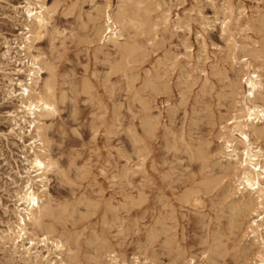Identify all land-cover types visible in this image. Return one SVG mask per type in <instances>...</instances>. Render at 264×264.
<instances>
[{
  "label": "rangeland",
  "instance_id": "374dc122",
  "mask_svg": "<svg viewBox=\"0 0 264 264\" xmlns=\"http://www.w3.org/2000/svg\"><path fill=\"white\" fill-rule=\"evenodd\" d=\"M22 1L23 0H0V54L4 50V47L2 45L3 36H8L9 38H11L12 36H14L17 33V28H19V26L21 28V26H22V24L20 25V22L23 20L11 19L12 16H14L13 10H11L12 9L11 6L16 5L17 3H20ZM47 1L49 2V4H54L56 2V0H54V1L53 0H47ZM74 1L75 0H61L60 3H58L57 9L55 11L56 13H55V15L53 17V21H52L53 26L55 27V29H54L55 31L49 33L48 35H46L47 37H44L43 39H41L38 42V47L40 48V50L42 48L41 51H43L47 55V57L49 59H51L52 62H54V63L56 62V64H55L56 65V69H55L56 70V76H55L56 87H57L58 92L60 91L59 96H61V97L63 96V100L59 104V107L61 106V108H59V110L62 109V111H59L55 116L51 117L49 119V121L47 122L49 124L48 138H49V141H51L50 145L52 144L50 146V153L55 158L57 157L59 164L62 167L61 168L62 173H61L60 177L53 175L51 177L52 178L51 182H50L51 185H49L51 194L54 198V206L57 210V219L58 220L57 219L54 220L56 231L58 233L67 234V236L70 235V236H68L69 240H70L72 245H75V246H73L75 248V254L77 256V260L80 263L82 262L81 264H95V263L98 264L100 262V260L97 258L100 253L95 252L98 250L95 248H99L98 246H99V243H101V240L98 242H97V240H98V237L100 238L101 236H102L101 239L105 238L104 236H107L106 238L109 239V241H111L112 243H114L117 246L119 245L118 248L123 253H125L126 256H128L127 258L131 257L134 253H139L140 255L142 254L141 257L148 255L149 257L152 258V260L155 259L154 262L156 264H175V262H176V264H187V260L189 259V257L192 254H195L194 256H195L196 260L199 262V255L201 254V251H203L205 249L204 247H208V246H210L214 249V253H213L214 262H213V264H237L239 261H241L243 259V254L241 253V249L244 246L245 241L240 242V238L243 234L242 233L243 225H241L239 228L234 230L235 236L233 234H231L229 231V223H228L229 215L227 217V215H226L227 211H225L224 213H222V211H220V209L224 205H221L219 203L221 200L220 197H215L219 193H221V191H219L221 189V187L218 186L216 190L214 188L213 192H212V190H210V191L204 190V187H202L201 184H199L204 179V177L206 176V175H202V174L200 175L199 172L202 169L204 170V168H207L205 166H210L209 168L206 169V171H203L204 173L201 171L203 174H206V172L209 173V171L211 170V165L214 164L216 159H217L216 157H213L214 155H212V154L214 153L213 151L216 148V146L218 145V141H217L218 122L220 121V117H221L220 114H222L223 112L225 113V110H227L226 107L227 106L229 107V105H230V103H229L230 99H228V98L225 99V98H222L221 96L219 98V94L220 95L224 94L225 90H226V92H229V88H227L225 86H224L225 87L224 88L223 85L224 84L226 85V84H228L229 81L234 80V77H233L234 71H232L229 61H226L224 63V60L222 59L224 57V55L219 54V50L216 48V46H220V47L225 46L224 44L226 43L225 39L222 37L221 29H220L221 28V21L223 20V18L225 16V14L222 12V9H221V6H222L221 2L222 1L221 0H197V1H195V0H171V2H168L169 0H166L169 3V6L171 7L172 16H174V18L177 16V14L184 17L187 14L192 15L194 13L193 21L191 22L192 31L190 34L184 33L182 31H179L176 33L172 32V31H169V32L167 31L161 35V37L163 36L162 37L163 41H162V39H159L158 43L155 44V46L152 49H149L150 55H148L145 58H137V60H139V61H136V59H135L136 62L134 60H132L128 66H129V68H132V67L134 68V70L130 71L132 73L133 79H134V77H136L134 79L135 80L134 84H133V80H132V82H128L127 79L123 76L122 72H119L122 75L121 76V75H119L118 72L113 73V71H111V69H110L111 64L115 63L116 59H117V62L119 60V58L114 57L115 54H113L112 56L109 57L110 60L107 63V61H105V59L107 60L105 55L102 53L99 54L97 52L96 49L98 46L97 45L98 42L96 41V38L91 35V28H92L91 24L92 23L90 22V24H87V23H89L88 16L86 18V14L88 15L89 12L93 11L92 10V7H93L92 1L91 0H77L78 2L76 1L75 5L77 3L76 7L79 6V8L78 7L74 8V5L72 6ZM259 1H256V0H233V3L235 6L236 5H244L245 8L248 9V15L253 16V17H255V19H257L259 17V15L261 16V12H263V10H264V0H261L260 2ZM95 3H98V6L103 8L104 7L103 5L105 2L103 0H95ZM116 4H117V0H113L112 1L113 8H115ZM217 4H218V6H217ZM252 6H253V9H252ZM70 8H72V9H70ZM191 8H192V10H191ZM66 9L68 12L66 11ZM76 9H78V11ZM193 10L196 12V14H195V12H193ZM139 12L142 13L141 10ZM66 13H68V14H66ZM79 19H80V21H79ZM83 19H84V21H86L84 24L81 23V22H83ZM204 19H207V20H204ZM200 20L202 22L207 21L205 23V25L208 24L207 25L208 27H206L205 30H203V28L200 27V23H201ZM209 23H211V24H209ZM254 24H255L254 25L255 29L253 32L251 31L249 35H251L253 39L255 38L256 41H259L260 45H262V44L264 45V28H260V25L258 22H255ZM81 25H82V27H81ZM87 25H91V26L88 27ZM83 27L86 28L87 30L84 29ZM258 27H259V29H257ZM58 31L61 33V34L59 33L60 35L58 34ZM86 31L87 32L90 31V32L87 33ZM198 34L203 35V37L205 39V43H206L207 48H208V55L210 58H212L205 65V68L209 72L210 82L212 83V81H213V83L211 85L212 87L210 86L211 88L208 90V93L207 92L203 93V91H202L203 82L202 81H204V78L203 77H201L200 79L197 78L196 84L191 89L192 92L187 93L190 91L189 90L190 88L184 90L183 89L184 85L179 84V82H178L179 72H175V73L168 72V74L166 76L164 68L159 66V60L164 59V55H165L164 53L170 47L172 48L173 51L175 50L174 52L180 51L181 53H183L184 48L181 45L183 40H185L188 45L193 46V49H194L193 53H194V55H197L198 50L200 48L199 41L201 40L200 38L197 37ZM239 36L240 35H238L237 38H239ZM92 37L94 38V40ZM139 37L141 38V36H138V38ZM91 39H92V41H91ZM81 40H83V42ZM86 40L90 43H88ZM213 44H216V45L213 46ZM176 46H177V48H176ZM108 49L111 53H113L112 48H108ZM51 50H52V52H51ZM84 50H86V51H84ZM263 51H264V48H263ZM93 56H96L98 59L96 57H93ZM93 58H95V60ZM101 58H103L104 60ZM56 59H58V60H56ZM3 61H4L3 58L0 56V65L2 64ZM216 62H218V64L221 67L225 66L228 69V75H229L228 79H224L221 74H219V75L217 74V77L212 76L216 73H213L215 71L211 70V65H213ZM104 63L106 65H104ZM95 64H97V65H95ZM152 67H153V69H152ZM149 69L151 70L150 72H152L151 76L148 73ZM154 71H155V73H153ZM1 73L2 72L0 71V84L3 81ZM115 73L116 74L118 73V74L116 75ZM136 74H138V76ZM159 74H165V76L163 77V75L162 76L160 75L161 77L156 78L157 75H159ZM231 74H232V76H231ZM197 76H199V73L197 74ZM107 77H108V79H107ZM104 78H105V80H104ZM122 78L123 79L125 78V79L123 80ZM218 78H220V79H218ZM149 79L153 80V81L156 79V81H155L156 84H157V81L159 80L157 85L154 84L155 89H154V87H152V89L150 90V87L153 86V82L150 83ZM82 80L84 83H82ZM166 80H168L169 82L166 83ZM104 81H105V84H103ZM114 81H116V82H114ZM142 81H143V83H142ZM86 82H87V84H85ZM118 82H119V84H118ZM144 82L146 83L145 85H144ZM71 83L75 84V86L72 85ZM106 83H108V84H106ZM111 83H112V85H110ZM148 83H150V84H148ZM163 83L165 85L162 86ZM123 84H125V86ZM142 84L145 87H146V85H148V86L150 85L149 89L147 90L146 88H144V86ZM141 85H142V88H140ZM111 86H112V92H114V93L111 92V88H110ZM148 86H147V88H148ZM69 87H71V88H69ZM82 87L84 89H82ZM86 87H87V89H86ZM108 87H109V89H107ZM113 87L115 89H113ZM117 87L119 89H117ZM158 87L159 88L161 87L160 90L162 92H159ZM164 87H165V89H164ZM221 87H223V88L221 89ZM88 88H90V90H88ZM138 88L140 90L142 89L141 90L142 92ZM70 89H71V91H70ZM85 89H86V91H85ZM156 89L158 92L155 91ZM145 90H147L148 92ZM183 90L185 91L186 95H188V94L189 95L185 96V94H184L183 96H181L182 95L181 91L184 93ZM186 90H189V91H186ZM62 91H64V93L67 95L66 98H65L66 95H64L62 93ZM144 91L147 93H143ZM151 91H153L154 93L153 92L151 93ZM131 92H132V94H130ZM156 92H157V95L155 94ZM198 94H199V96H198ZM88 95H89V97H88ZM145 95H147V97H145ZM134 96H136V97H134ZM148 96H150L151 98ZM194 96H195V98H194ZM204 96H206V98H204ZM69 97H70V99L68 100ZM90 97H92V98H90ZM139 97H140V100L138 99ZM181 97H184L185 99L182 100L183 98H181ZM210 97L213 100H211ZM202 98H203V100H201ZM95 99H97L96 100L97 102L100 101L98 105H97V102L95 101ZM154 99H155V101H154ZM223 99H224V101H220ZM111 100H113V101H111ZM185 100H187V101H185ZM195 101H198L199 105L196 104ZM138 102L141 104H139ZM183 103H184V105H183ZM220 103H221V106L223 105L222 108L217 107V106L220 107ZM14 104L15 103L11 102V101H8V102L4 101L2 99V94L0 93V232L4 231L6 229V224H7L8 219L13 217L12 214L11 213L9 214L8 210L5 209L4 205L6 204L10 208L13 207V205H12L13 202L10 201L9 191L15 186L14 182H16V180H17V176H16L15 171L18 169L19 165L20 166L22 165L20 160L23 159V155H24L22 153L23 151L19 148L20 142L16 139V137L14 135L12 136L11 134H9L10 123L8 121L6 112L11 110L12 108H14V106H15ZM113 104L115 105V107ZM119 104L121 107L119 106ZM166 104H168V105H166ZM192 104L193 105L195 104V106H197V107L193 106ZM117 105L120 108L117 107ZM139 105H142V106H139ZM203 105H204V107H203ZM101 107H103L102 110H101ZM104 107H105V110H104ZM144 107H147L148 110ZM191 107H193V108H191ZM194 107L196 108L198 113L197 112L195 113ZM139 108H142V110H144V111H142ZM117 109H118V111H117ZM200 109L201 110L203 109V110L200 111ZM166 110H167V112H166ZM190 110L194 111V112H191ZM114 111L116 112L115 113L116 115L114 114ZM169 111H170V113H169ZM220 111H222V112H220ZM99 112H101V113L99 114ZM210 112H211V114H210ZM191 113L192 114H194V113L198 114V116H200V118L194 114L196 116L195 117ZM204 113H206V115L208 117L206 115H203ZM161 115H162V117H161ZM212 115L214 118L212 117ZM184 116H185V118H184ZM190 116H191V118H190ZM151 117H154V118L156 117L158 123L160 122L159 124L155 125V127H154L157 129L147 128L146 123L148 122V120ZM203 117H206V118L201 119ZM210 117H212V118H210ZM194 118H196V119L193 120V123H192V119H194ZM143 119H144V121H143ZM171 119H173V120H171ZM119 120H120V123H118ZM168 120H170V121H168ZM195 121H197L198 123L197 122L195 123ZM209 121H211V122H209ZM115 122H117V123H115ZM95 123H97V124H95ZM206 123H207V125H206ZM209 123L211 125H209ZM215 123H216V125L214 126ZM115 124L117 127L115 126ZM119 124H121L122 126ZM140 124H142V125H140ZM111 126H113V127L115 126V127L113 128ZM128 126H129V129L127 128ZM109 127L113 128V129H111ZM133 128H134V130H133ZM167 128L171 129L170 132H169V130H167ZM208 128L211 129L210 131H213V132L207 133V132H209ZM130 129H131L130 132H134V133L130 134L129 133ZM179 129H181V130L179 131ZM190 129H192V130L189 131ZM108 130H113V131L109 132ZM94 131H96V132L94 133ZM166 131H168V132L166 133ZM143 132H145V133H143ZM157 133L159 134L160 138H159ZM93 134H95V135H93ZM131 135L132 136L134 135V136L131 137ZM172 135L174 136V138ZM209 135H210V137H209ZM194 136H196V137H194ZM134 137L137 138V141H138L137 143H136V141L134 142V139H135ZM192 137H194L195 139H193ZM204 137H208V138H204ZM148 138H149V140H148ZM182 138H183V140H182ZM139 139L142 141H140ZM172 139H174V141L177 139L178 140L180 139V140H179V142L177 140V145H176L175 144L176 142L172 143V141H173ZM202 139H203V141H202ZM189 140H190V142H189ZM191 140H193V141H191ZM198 140H200L202 142H200V141L198 142ZM208 140L211 144L209 145V147L206 148L205 144L207 143ZM148 141H149V145H148ZM107 142L110 144H108ZM163 142H165V143H163ZM168 142H170V143H168ZM196 143H198L197 149L203 147V148H205L206 154L209 153L208 155H210V156H208V159H207L208 162H207V160L204 162H203V160H200V162L202 161L203 165L198 161V159H197L198 162H194V161L191 162L190 161L189 156H191V153L193 152V150H194V152H196V150H197V149H194V147L196 146L195 145ZM135 144H138L139 146L137 145V147H136ZM170 144L173 146H170V147L167 146ZM186 144H188V145L193 144L192 145L193 147H191V149L187 148L188 149L187 150L185 148V146L187 147ZM141 145H142V147H144V149H145L144 151L141 150V149H143L141 147ZM199 145H200V147H199ZM165 146H167L169 148H167ZM175 146H176V148H175ZM181 146H182V148H181ZM148 147H150V149ZM177 148H179L180 150H177ZM135 149L137 151L136 155L134 154V152H136ZM141 151H142V153L140 154ZM187 151H189V152H187ZM176 152H178V153H176ZM210 152H212V154ZM97 154H98V157H97ZM143 155L145 157H143ZM110 156H111V158H110ZM140 157H142V158H140ZM135 158L139 159V162L144 161L142 164V173L146 171L145 172L146 174L145 173L144 174L148 175V176H144V174L142 175L141 172L139 174V171H138V169H136V166H135L137 164L138 160H136ZM191 160H196V159L191 158ZM188 162L190 163L189 165H187ZM206 162L208 164H206ZM88 165H90V166H88ZM151 165H152V167H154L156 165L155 167L157 170L154 167V170H155L154 171L153 168L151 167ZM198 165L199 166L202 165L203 168L200 166L202 168L201 169ZM124 166H126L125 170L131 169L128 171V172H130L129 173L130 175L128 174L129 176L125 175V177H123L124 172H125V171H123ZM188 166H190V167H188ZM170 168H171V172L175 168L174 173L170 172ZM120 169H122V171ZM161 170H162V172H161ZM107 172H108V174H107ZM132 172H134L135 175ZM166 172H167V174H166ZM179 172H180V174H179ZM181 172L183 173V175ZM78 173H81V174L79 175ZM131 173L133 174V176ZM192 173L194 174V176ZM114 174H116V176L119 175L118 176L119 178L117 177V179H112L111 176H113ZM120 175H121V177H123L122 179L120 178ZM195 175H196V177H195ZM207 175H209V174H207ZM187 176L189 179H187ZM141 177H142V179H141ZM181 179H183V181ZM141 180H143V181L141 182ZM161 180H162L163 184L161 183ZM195 181H198L199 185L195 184V183H197ZM182 182H184V183H182ZM123 183H124V185H123ZM157 183H159V184L157 185ZM172 183L175 186L174 188H173ZM164 185H166V186H164ZM170 186H171V188H170ZM10 187H11V189H9ZM177 187L179 189H177ZM90 188H91V190L93 189V191H91ZM188 188L190 190H192V189L197 190L196 188L202 190L199 192V195L201 196L202 201L205 199L203 201V205H204L203 209H198V208L194 207L192 205V201L190 199L187 201L184 199V193L186 194L188 191H190ZM100 189H102V190H100ZM94 190H95V192H94ZM89 192H91V193H89ZM99 192L101 193V195L99 194ZM181 192L183 194H181ZM204 192H207L208 196L203 195ZM210 193H212V195L213 194L214 195L213 196L209 195ZM141 194H142V196H141ZM210 196L213 199V202H212V199H210ZM218 196H220V194ZM142 197H143V199H142L143 201L141 200ZM181 197L183 198V202H182ZM213 197H215V198H213ZM86 198H89V199L87 200ZM144 199H146L145 202H144ZM209 199L211 201H209ZM80 200H81V202H84V203L81 204ZM137 201H139V202H137ZM215 201H217L219 204H217V202H215ZM97 202H98V204H97ZM119 202H121V204ZM204 202H206V203H204ZM90 203H91V205H90ZM93 203H95V204H93ZM168 203H170V204H168ZM107 204H108V206H107ZM126 204H127V206H126ZM95 205L96 206L100 205L99 206L100 208L98 206L95 207ZM212 205H214V207H212ZM124 206H126V208ZM171 206H172V208H171ZM62 207H64V208L66 207L67 210L66 209H65L66 211L62 210ZM89 207H91V208H89ZM115 207H116V209H115ZM163 208L164 209L166 208V209L164 210ZM160 209H162V210H160ZM185 210H187V211H185ZM71 211H72V213H71ZM119 211H121V212L119 213ZM144 211H145V213H144ZM158 211H160V212L162 211L161 212L162 214L160 212L159 213L162 215L164 220L162 219L161 216H159ZM171 211H173V212L175 211L176 213H173V215H172ZM191 211H193V212H191ZM217 211H218V213H216ZM6 212H7V214H6ZM78 213L81 214V217L78 216L79 215ZM116 213L118 215H116ZM71 214L75 215V216L71 217L72 216ZM108 214L109 215L111 214V216H109ZM165 214L167 217L165 216ZM157 216H159V218ZM79 217L81 220H79ZM110 217H113V218H110ZM219 217H220V219H219ZM221 217H222V219H221ZM107 218H109V219H107ZM203 218H204V220H203ZM161 219L163 221L162 223L166 224L165 226H168L167 223H170V220L175 222V223L171 222L172 224L175 225V226L173 225L174 227L171 226V224H170L168 227L165 228V231L167 232V234L165 232H163V230H164L162 227L163 225H162V223H160ZM165 219L166 220L170 219V220L166 222ZM217 219L220 220L222 223L220 221H218ZM114 220H116V221H114ZM207 221H208V223H207ZM52 222H53V220H52ZM60 222H61V224H60ZM62 222H64V223H62ZM112 222L113 223L115 222V223L112 224ZM119 222H122V225H124L125 227L124 226L122 227L121 223H119ZM56 224H57L58 228L56 227ZM158 225H160L159 228H158ZM61 226H63V227L60 228ZM105 226L106 227L109 226L108 227L109 230L108 229L104 230L106 228ZM65 227H67V228H65ZM116 227H118V229ZM161 227L163 229L161 233H163V235L166 234L165 236L159 234L161 231ZM120 228L123 229V232ZM140 229H141V231H140ZM173 229H175V231ZM238 229H240V230H238ZM146 230L149 233H147ZM152 230L154 232L153 236H155L157 234L158 235L155 237L151 236L150 237L151 240H149L147 242L146 241V240H148L147 236H149V234L151 233ZM218 231H219V233H218ZM74 232H76V233H74ZM118 232H121V234L122 233H124V234L120 235V234H118ZM157 232H159V233H157ZM204 232H206V233H204ZM100 233H101V236H100ZM117 234L119 235V238H117L118 237ZM174 234H176V237L174 236ZM219 234L220 235L222 234V235L219 237L218 236ZM91 235H93V236H91ZM168 235H169V237H168ZM204 235H206L208 237H206ZM96 236H97V238H96ZM172 236H174L175 238H173ZM201 236L204 238H202ZM112 237H116V239H114ZM165 237H166V239H165ZM216 237L220 238L221 240L220 239L215 240ZM76 238H77V240H75ZM90 238H92V239H90ZM95 238L97 240H93ZM169 238L171 239L170 242L172 244L170 242H168L169 246H167L166 244H168V243H166V240L168 241ZM117 239H119V240H117ZM173 239H175V242H172ZM150 241H151V243H149ZM205 241H207V242H205ZM219 241H220V243H219ZM93 242L94 243L97 242L96 243L97 245H94ZM117 242H118V244H117ZM222 243H224V244H222ZM213 244H214V246H213ZM91 245H93V246H91ZM142 245H143L145 250L142 248ZM163 246H167V247L163 248ZM153 247H154V249H153ZM174 247H175V249H174ZM222 247H224V248H222ZM93 248H94V250H93ZM178 248H180L181 250ZM220 248H221V251H225V252L220 253V251H219V253H217L218 250H220ZM171 249L175 252H173ZM183 249L185 250V252H183ZM200 249H202V250H200ZM138 250H139V252H138ZM133 251H135V252L133 253ZM158 251H159V253H158ZM179 251L183 252L184 254L179 252ZM168 252H170V254H168ZM177 252L180 253L179 257L177 256L178 255ZM189 252H191V255ZM143 253H144V255H143ZM182 254H183V256H182ZM216 254H218L217 255L218 257L220 256L223 258H220V257L217 258ZM11 255L12 254L10 253V251L5 249L0 243V264H25V263H22V261H20V259L18 257H15L16 258L15 259V258H13L14 256L13 255L11 256ZM93 257H95L97 259H94ZM175 257H178L180 261L177 260L178 258L176 259ZM92 259H93V261H92ZM94 261H97V262H94ZM216 261H218V262H216ZM99 264H101V263H99Z\"/></svg>",
  "mask_w": 264,
  "mask_h": 264
},
{
  "label": "bare ground",
  "instance_id": "6f19581e",
  "mask_svg": "<svg viewBox=\"0 0 264 264\" xmlns=\"http://www.w3.org/2000/svg\"><path fill=\"white\" fill-rule=\"evenodd\" d=\"M60 1L61 0H56V2L54 4H49V2L47 0H23L22 2L11 6L12 7L11 10H13V14H14V16H12L11 19L23 20L20 22V25L22 24V26H21V28H20V26H19V28L16 27L17 33L12 37L10 36L11 38H9L8 36H3V38H2V40H3L2 45L4 47V50L2 51L0 56L3 58L4 61L0 65V71L2 72L1 74H2V78H3L2 79L3 81L0 84V93L2 94V99L4 101H7V102L11 101V102L15 103L14 108H12L11 110L6 112L8 121L10 123L9 134H11L12 136L14 135L16 137V139L20 142L19 148L23 151V152L22 151L21 152L24 155H23V159L20 160L22 165L21 166L19 165L18 169L15 171L16 176H17V180H16V182H14L15 186L12 189H11V187L9 188V189H11L9 191V194H10V201L13 202V204H12L13 207L10 208L6 204L4 205L5 209L8 210L9 214L11 213L13 217L8 219L7 224H6V229L4 231L0 232V243L5 249L10 251V253L14 256L13 258L18 257L20 259V261H22V263H25V264H81L82 263V262L80 263L77 260V256L75 254V248L73 247L75 245L71 244L69 237H68L70 235L67 236V234L58 233L56 231L54 220L57 219V210L54 206V198H53L51 191H50V188H49V185H51L50 184L51 179H52L51 177L53 175L60 177V175L62 173V171H61L62 167L59 164L57 157L55 158L50 153V146L52 144L50 145L51 141H49V138H48L49 124L47 122L49 121V119L51 117L55 116L59 111H62V109L59 110V108H61V106L59 107V104L63 100V96L62 97L59 96L60 91L58 92L57 87H56V81H55V76H56V70H55L56 65L55 64H56V62L55 63L52 62L51 59H49L47 57V55L43 51H41L42 48L40 50V48L38 47V42L41 39H43L44 37H47L46 35H48L49 33L55 31L54 30L55 27L53 26L52 21H53L54 15L56 13L55 11L57 9L58 3H60ZM76 1L77 0H75L72 4V6L74 5V8L77 5V3L75 5ZM91 1L93 3V7H92L93 11H91V12L88 11L89 13H88V15L86 14V18L88 16L89 23H87V24H90V22L92 23L91 24L92 26L91 25H87V26L92 27V28L90 27L91 28V35L93 37H95L96 41L98 42V44H97L98 46L96 49L97 52L99 54L102 53L105 55V57L107 58V60L105 59V61H107V63L110 60L109 57L112 56L113 54H115L116 56L114 55V57L119 58V60L117 62V59H116V62L111 64V66H110L111 71H113V73L114 72H118V73L122 72L123 76L127 79L128 82H132V80H133V84L135 83L134 79L136 77H134V79H133L132 73L130 71L134 70V68L133 67L129 68V66H128L132 60L135 61V59H136V61H139V60H137V58H145L148 55H150L149 49H152L155 46V44L158 43V40L162 39L163 36L161 37V35L167 31L168 32L172 31L175 33L182 31V32L188 33V34H190L192 31L191 22L193 21L194 13L192 15L187 14L184 17L177 14V16L175 15L176 17L174 18V16H172L171 7L169 6V3H168V2H171V0H169L168 2L166 0H117V4H116L115 8H113V6H112L113 0H103L105 2L103 5L104 6L103 8L99 7L98 3H95V0H91ZM195 1H197V0H195ZM221 1H222L221 2L222 3L221 9H222V12L225 14V16H224L223 20L221 21V28L220 29H221L222 37L225 39L226 43L225 44L223 43L225 46H222V47L216 46V48L219 50V54L224 55L223 58L221 57L224 60V63L226 61H229L230 67H231L232 71H234V75H233L234 80H231L228 82V84L223 85V87L225 86V87L229 88V92H226V90H225L224 94H221V95L219 94V98L221 96L222 98L230 99V102L228 101L230 103V105H229V107L225 106L227 108V110H225V113L223 112L222 114H220L221 117H220V121L218 122V132H217L218 145L214 149L213 154H212V152H210L212 155H214L213 157H216L217 159H216L215 163L211 165V170L209 171V173L206 172V174H203L204 173L203 171H206V169L209 168L210 166H205L207 168H204V170H203L202 169L203 168L202 167V165H203L202 161L200 162V160H203V162L206 161L208 159V156H210V155H208L209 153L206 154L205 148L201 147V148L197 149L198 143H196L195 144L196 146L194 145L196 148L194 147V149H197V150H196V152H194V150H193V152L191 153V156H189V157H190L191 162L192 161H194V162L199 161L202 164V165H200L202 168L199 165L198 166L202 169L201 171L203 173L200 170H199L200 171L199 173H200V175L202 174V175H206V176L204 177L203 180L201 179L202 181L199 184H201V186L204 187V190H206V191L212 190V192H213L214 188L216 190L218 186L221 187V189L219 190V191H221V193H219L220 196H218L219 194L217 193L218 195L215 197H220L221 200L219 203L221 205H224L220 209V211H222V213L227 211V214H226L227 217L229 215L228 223H229L230 233L235 236L234 230L239 228L241 225H243V231H242L243 234L240 238V242L245 241L244 246L241 249V253L243 254V259L241 261H239L237 264H264V143H263L264 142V51H263L264 45L263 44L260 45L259 41H256L255 38H254L255 39L254 40L252 38V36L249 35L250 32L251 31L253 32L255 29V26H254L255 22L259 23L260 28H264V10H263V12H261V16L259 15V17L258 18L256 17L257 19H255V17L248 15V9L245 8L244 5H236L235 6L233 3V0H221ZM256 1H259V0H256ZM217 6H218V4H217ZM77 7L79 8V6H77ZM70 9H72V8H70ZM252 9H253V6H252ZM76 10L78 11V9H76ZM140 10L142 11V13L139 12ZM191 10H192V8H191ZM66 11H67V9H66ZM193 12H195V11L193 10ZM66 14H68V13H66ZM195 14H196V12H195ZM207 19H204V20H207ZM79 21H80V19H79ZM85 22L86 21H84V19H83V22H81V23L84 24ZM203 22L201 21L200 27H202L203 30H205V28L208 27L207 26L208 24L205 25V23L207 21L204 23ZM209 24H211V23H209ZM81 27H82V25H81ZM84 29H86V28H84ZM257 29H259V27ZM88 32H90V31H88ZM59 33L60 32L58 31V34ZM238 35H240L239 38H237ZM138 36H141V38L139 37L140 38L139 39ZM197 37L201 39L199 41L200 48L198 50L197 55H194V53H193L194 52L193 46L188 45L186 43V41L183 40L181 45L184 48V52L183 53H181L180 51L174 52L175 50L173 51L172 48L170 47L164 53L165 54L164 59L159 60V66L164 68L166 76H167L168 72H172V73L179 72V77H178L179 84L184 85V87H183L184 90L190 88L189 89L190 91L186 90V91H189L187 93L192 92L191 89L196 84L197 78L200 79L201 77H203L204 81H202L203 82L202 91H203V93H206V92L208 93V90L212 87L211 85H212L213 81H212V83L210 82L209 72L205 68V65L212 58H210L208 55V48H207V45L205 43V39H204L203 35L198 34ZM93 40H94V38H93ZM81 41L83 42V40H81ZM91 41H92V39H91ZM162 41H163V39H162ZM88 43H90V42H88ZM214 45H216V44H213V46ZM108 48H112L113 53H111ZM176 48H177V46H176ZM84 51H86V50H84ZM51 52H52V50H51ZM93 57H96V56H93ZM93 59L95 60V58H93ZM101 59H103V58H101ZM56 60H58V59H56ZM218 62L211 65V70L215 71L213 73H216L212 76L217 77V74L218 75L221 74L224 79H228L229 78L228 69L225 66L221 67L218 64ZM95 65H97V64H95ZM104 65H106V64L104 63ZM152 69H153V67H152ZM150 71L151 70L149 69L148 73L151 76L152 72H150ZM153 73H155V71ZM198 73H199V76H197ZM165 74H159V75H157L156 78H159L162 75L164 77ZM119 75H121V74L119 73ZM136 75L138 76V74H136ZM231 76H232V74H231ZM107 79H108V77H107ZM218 79H220V78H218ZM104 80H105V78H104ZM116 81H114V82H116ZM155 81H156V79L154 81L150 80V83L153 82V86H151V87H150V85L149 86L146 85V87H145L144 86L146 84L145 82H144V85L143 84L142 85L147 90L149 89V87H150V90L152 89V87H154V89H155V86H154V84H156ZM158 81H157V84H158ZM119 82H118V84H119ZM168 82L169 81L166 80V83H168ZM82 83H84L83 80H82ZM142 83H143V81H142ZM150 83H148V84H150ZM85 84H87V82ZM103 84H105V81ZM106 84H108V83H106ZM72 85L75 86V84H72ZM110 85H112V83ZM123 85L125 86V84H123ZM142 85H141V87L140 86L139 87L142 88ZM163 85H165V84L163 83L162 86ZM147 86H148V88H147ZM83 87H82V89H84ZM165 87H164V89H165ZM223 87H221V89ZM69 88H71V87H69ZM110 88H111V92H112V86ZM160 88H159V92H162L160 90ZM86 89H87V87H86ZM86 89H85V91H86ZM107 89H109V87ZM113 89H115V88L113 87ZM117 89H119V88L117 87ZM88 90H90V88H88ZM147 90H145V91H147ZM70 91H71V89H70ZM145 91L143 93L148 92V91L147 92H145ZM155 91H157V89ZM132 92L130 94H132ZM152 92L153 91H151V93ZM157 92L155 93L156 95H157ZM62 93L64 95H66L64 93V91H62ZM112 93H114V92H112ZM181 94L180 95L183 96L185 94V91H184V93L181 91ZM188 95L185 94V96H188ZM150 96H148V97H150ZM195 96H194V98H195ZM198 96H199V94H198ZM66 97H67V95L65 96V98ZM88 97H89V95H88ZM134 97H136V96H134ZM145 97H147V95H145ZM184 97H181V98H183L182 100L185 99ZM90 98H92V97H90ZM204 98H206V96H204ZM69 99H70V97L68 98V100ZM138 99L140 100V97ZM210 99H211V97H210ZM96 100L97 99H95V101ZM201 100H203V98ZM211 100H213V99H211ZM111 101H113V100H111ZM154 101H155V99H154ZM185 101H187V100H185ZM220 101H224V99L220 100ZM99 102L100 101L97 102V105L99 104ZM195 102H196V104L199 105L198 101H195ZM141 103H139V104H141ZM166 105H168V104H166ZM183 105H184V103H183ZM119 106H120V104H119ZM119 106L117 105V107H119ZM139 106H142V105H139ZM193 106H195V104ZM222 106L220 103V107L219 106H217V107L222 108ZM114 107H115V105H114ZM195 107H197V106H195ZM195 107H194V109H195L194 111H195V113L196 112L198 113V111L196 110ZM203 107H204V105H203ZM102 108L103 107H101V110H102ZM144 108L147 109V107H144ZM191 108H193V107H191ZM118 109H117V111H118ZM139 109L142 110V108H139ZM104 110H105V107H104ZM202 110L200 109V111H202ZM142 111H144V110H142ZM194 111H191V112H194ZM101 112H99V114ZM166 112H167V110H166ZM220 112H222V111H220ZM115 113L116 112L114 111V114ZM169 113H170V111H169ZM194 114H192V115H194ZM210 114H211V112H210ZM195 115H197V117L200 118V116H198V114H195ZM203 115H206V113H204ZM185 116H184V118H185ZM161 117H162V115H161ZM212 117H213V115H212ZM212 117H210V118H212ZM190 118H191V116H190ZM204 118H206V117H203L201 119H204ZM195 119L196 118L192 119V123H193V120H195ZM171 120H173V119H171ZM143 121H144V119H143ZM168 121H170V120H168ZM197 121H195V123ZM209 122H211V121H209ZM115 123H117V122H115ZM118 123H120V120ZM159 123H158L156 117L155 118L151 117L148 120V122L146 123V126L149 129H157L154 127H155V125H157ZM95 124H97V123H95ZM119 125H121V124H119ZM140 125H142V124H140ZM206 125H207V123H206ZM209 125H211V124L209 123ZM215 125H216V123L214 124V126ZM115 126H116V124H115ZM111 127H113V126H111ZM111 127H109V128H111ZM113 128H111V129H113ZM127 128L129 129V126ZM133 130H134V128H133ZM167 130H169V132H170L171 129L167 128ZM180 130L181 129H179V131ZM191 130L192 129H190L189 131H191ZM208 130H209V132H207V133L213 132V131H210L211 129H209V128H208ZM96 131H94V133ZM108 131L111 132L113 130H108ZM130 131H131V129L129 130L130 134L134 133V132H130ZM167 132L168 131H166V133ZM143 133H145V132H143ZM93 135H95V134H93ZM133 136L131 135V137H133ZM158 136H159V134H158ZM194 137H196V136H194ZM194 137H192V138L195 139ZM209 137H210V135H209ZM159 138H160V136H159ZM173 138H174V136H173ZM204 138H208V137H204ZM148 140H149V138H148ZM172 140H173L172 143L176 142L175 144L177 145L178 139L175 141H174V139H172ZM179 140H178V142H179ZM182 140H183V138H182ZM135 141H136V143L138 142L137 138L134 139V142ZM140 141H142V140H140ZM191 141H193V140H191ZM199 141L200 140H198V142ZM202 141H203V139H202ZM202 141H200V142H202ZM189 142H190V140H189ZM163 143H165V142H163ZM168 143H170V142H168ZM108 144H110V143H108ZM210 144L211 143L208 140L207 143L205 144V147L206 148L209 147ZM137 145L138 144H135L136 147H137ZM148 145H149V141H148ZM186 145H187V147L185 146L186 149L187 148L191 149V147H193L192 146L193 144L192 145L186 144ZM167 146L170 147L173 145L170 144ZM167 146H165V147H167ZM141 147H142V145H141ZM169 147H167V148H169ZM199 147H200V145H199ZM142 148L143 149H141V150L144 151L145 150L144 147H142ZM148 148L150 149V147H148ZM175 148H176V146H175ZM181 148H182V146H181ZM177 150H180V149L177 148ZM135 151H136V149H135ZM187 152H189V151H187ZM136 153H137V151L134 152L135 155H136ZM141 153H142V151L140 152V154ZM176 153H178V152H176ZM97 157H98V154H97ZM143 157H145V156L143 155ZM110 158H111V156H110ZM140 158H142V157H140ZM191 158H194L196 160H191ZM197 159H198V161H197ZM136 160H138V161H137V164L135 166H136V169H138L139 174H140V172L142 173V164L144 161L139 162V159H136ZM189 162L187 165L190 164ZM207 162H208V160H207ZM207 162H206V164H208ZM88 166H90V165H88ZM125 167L126 166H124V168H123L124 169L123 171H125L123 177H125V175H127V176L130 175L129 174L130 172H128V171L131 169L125 170ZM151 167H152V165H151ZM154 167H152L153 170H154ZM188 167H190V166H188ZM155 169H156V167H155ZM120 170L122 171V169H120ZM174 170H175V168H174ZM174 170H172L173 173H174ZM145 172H143L142 175ZM161 172H162V170H161ZM170 172H171V168H170ZM132 173L134 174V172H132ZM78 174L80 175L81 173H78ZM107 174H108V172H107ZM133 174H132V176H133ZM145 174H144V176H148ZM166 174H167V172H166ZM179 174H180V172H179ZM207 174H209V175H207ZM182 175H183V173H182ZM118 176L119 175L116 176V174H114L111 177H112V179H117ZM193 176H194V174H193ZM123 177H121V175H120L121 179ZM195 177H196V175H195ZM141 179H142V177H141ZM187 179H189L188 176H187ZM143 180H141V182ZM181 180L183 181V179H181ZM195 182H197L195 184H198V181H195ZM161 183H162V180H161ZM182 183H184V182H182ZM158 184L159 183H157V185ZM123 185H124V183H123ZM172 185H173V183H172ZM164 186H166V185H164ZM174 187L175 186L173 185V188ZM170 188H171V186H170ZM177 189H179V188L177 187ZM196 189L197 190H193V189L190 190L189 189L190 191H188L186 194L184 193V199L186 201L190 199L192 201V205L194 207H196L198 209H203L204 208L203 201L205 199L203 198L204 200L202 201V198L199 195V192L202 190L198 189V188H196ZM90 190H91V188H90ZM100 190H102V189H100ZM91 191H93V189ZM94 192H95V190H94ZM89 193H91V192H89ZM99 194L101 195L100 192H99ZM181 194H183V193L181 192ZM207 194H208L207 192L203 193V195H207ZM209 195H212V193H210ZM141 196H142V194H141ZM215 197H213V198H215ZM86 199L88 200L89 198H86ZM142 199H143V197L141 198V200ZM146 199H144V202ZM210 199H212L211 196H210ZM210 199H209V201H211ZM80 202H81V200H80ZM137 202H139V201H137ZM182 202H183V198H182ZM206 202H204V203H206ZM212 202H213V199H212ZM215 202H217V201H215ZM82 203H84V202H81V204ZM119 203L121 204V202H119ZM219 203L217 202V204H219ZM93 204H95V203H93ZM97 204H98V202H97ZM168 204H170V203H168ZM90 205H91V203H90ZM214 205H212V207H214ZM97 206L95 205V207H97ZM107 206H108V204H107ZM126 206H127V204H126ZM126 206H124V207L126 208ZM63 208L64 207H62V210L66 209V207L64 209ZM89 208H91V207H89ZM171 208H172V206H171ZM115 209H116V207H115ZM160 210H162V209H160ZM72 211H71V213H72ZM185 211H187V210H185ZM120 212L121 211H119V213ZM159 212L160 211H158L159 216L162 217V215H161L162 211L160 212L161 214ZM171 212H172V215H173V213H176L175 211L174 212L171 211ZM191 212H193V211H191ZM144 213H145V211H144ZM216 213H218V211ZM6 214H7V212H6ZM116 215H118V214L116 213ZM73 216H75V215H72L71 217H73ZM78 216L81 217V214H79ZM109 216H111V214ZM159 216H157V217L159 218ZM165 216H166V214H165ZM80 217H79V220H81ZM110 218H113V217H110ZM107 219H109V218H107ZM162 219L164 220L163 217H162ZM162 219H161V222L159 221L160 223L163 222ZM166 219H165L166 222L170 220V219L169 220H166ZM219 219H220V217H219ZM221 219H222V217H221ZM52 220H53V222H52ZM203 220H204V218H203ZM114 221H116V220H114ZM218 221H220V220H218ZM122 222H119V223H121V225H122ZM171 222L175 223L172 220H170V223H167V225L169 226L171 224V226H173L174 224H172ZM62 223H64V222H62ZM114 223L112 222V224H114ZM207 223H208V221H207ZM60 224H61V222H60ZM162 225H163L162 227L164 230L161 227V231L159 230L160 233L159 232H157V233H159L160 235H163V233H161L163 230V232H165L167 234V232L165 231V228L168 226H165L166 224H163V223H162ZM123 226L124 225H122V227ZM56 227H57V224H56ZM62 227L63 226H61L60 228H62ZM108 227H106L104 230L108 229ZM159 227H160V225H158V228ZM65 228H67V227H65ZM116 228L118 229V227H116ZM120 229L123 232V229L122 228H120ZM240 229H238V230H240ZM173 230L175 231V229H173ZM140 231H141V229H140ZM219 231H218V233H219ZM146 232L149 233L147 230H146ZM206 232H204V233H206ZM74 233H76V232H74ZM118 234L123 235L124 233L121 234V232H118ZM118 234H117L118 237L116 236L117 238H119ZM166 234H164L163 236H165ZM153 235H154V232L152 230L151 233L149 234V236H147L148 240H146V239L145 240L148 242L149 240H151L150 237ZM157 235H155V236H157ZM221 235L219 234L218 236L220 237ZM91 236H93V235H91ZM97 236H96V238H97ZM100 236H101V233H100ZM155 236H153V237H155ZM174 236L176 237V234H174ZM174 236H172V237L175 238ZM204 236H206V235H204ZM101 237L100 238L98 237V240L96 238L93 239V240H97V242L101 240V243H99V246H98L99 248H95V249H98L95 252L100 253L97 258L100 260V262L99 261L98 262L101 264H156L154 262L155 259L152 260V258L149 257L148 255L141 257L142 254L140 255L139 253H134L135 251H133L134 254L132 256L129 254L131 257L127 258L128 256H126L125 253H123L118 248L119 245L117 246L114 243H112L111 241H109V239L106 238L107 236H104L105 238H102V239H101ZM116 237H112V238L116 239ZM168 237H169V235H168ZM206 237H208V236H206ZM92 238H90V239H92ZM202 238H204V237H202ZM165 239H166V237H165ZM216 239H220V238L216 237L215 240ZM75 240H77V238ZM117 240H119V239H117ZM170 240H171L170 238L168 241L166 240V243L170 242ZM172 242H175V239H173ZM205 242H207V241H205ZM96 243H94V245H97ZM149 243H151V241ZM219 243H220V241H219ZM117 244H118V242H117ZM222 244H224V243H222ZM166 245L169 246V243ZM91 246H93V245H91ZM167 246H163V248L167 247ZM213 246H214V244H213ZM142 248L144 249L143 245H142ZM204 248L205 249L203 251H201V254L200 255L198 254L199 255V262L196 260V258L194 256L195 254L191 255V252H189L191 256L188 254L190 257L187 260V264H213V262H214V258H213L214 249L210 246L204 247ZM222 248H224V247H222ZM153 249H154V247H153ZM174 249H175V247H174ZM178 249H180V248H178ZM93 250H94V248H93ZM200 250H202V249H200ZM219 251H220V253L225 252V251H221V248H220V250H218L217 253H219ZM138 252H139V250H138ZM173 252H175V251H173ZM179 252H181V251H179ZM183 252H185L184 249H183ZM183 252H181V253H183ZM158 253H159V251H158ZM168 254H170V252H168ZM183 254H182V256H183ZM143 255H144V253H143ZM179 255H180V253H178L177 256L179 257ZM217 255L218 254H216V256ZM178 257H175V258L177 259ZM219 257L217 256V258H219ZM93 258L97 259L95 257H93ZM220 258H223V257H220ZM177 260H179V258ZM92 261H93V259H92ZM218 261H216V262H218ZM94 262H97V261H94ZM95 264H97V263H95ZM175 264H176V262H175Z\"/></svg>",
  "mask_w": 264,
  "mask_h": 264
}]
</instances>
